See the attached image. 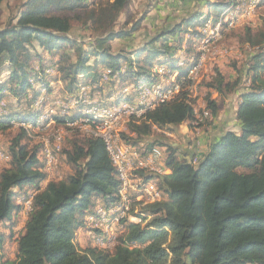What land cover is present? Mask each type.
I'll return each mask as SVG.
<instances>
[{
	"label": "trees",
	"instance_id": "obj_1",
	"mask_svg": "<svg viewBox=\"0 0 264 264\" xmlns=\"http://www.w3.org/2000/svg\"><path fill=\"white\" fill-rule=\"evenodd\" d=\"M5 1L0 0V13ZM129 1L24 0L17 15L4 26L0 17V100L11 97L30 108L10 111L1 107L0 131L9 129L13 121L37 127L42 117L32 108L41 96L39 88L47 97L56 90L63 101L77 98L85 78L92 79L85 84H99L102 76L98 67L111 71L103 85L134 76V99L143 87L162 83L154 65H160L161 58L174 65L177 51L192 43L182 36L186 21L161 28L135 49L113 53L111 42H128L140 31L146 16L143 13L128 28L115 30ZM227 6L226 0H201L196 13L187 17V25L196 21L200 27L213 25ZM203 7L205 13L200 11ZM209 12L217 13L209 16ZM75 26L92 37L88 41L74 37ZM191 35L204 38L197 31ZM241 43L250 52L241 67L234 69V75L225 76L217 70L204 85L208 90L205 110L211 119L208 127L218 112L211 93L220 97L234 94L238 131L209 137L200 156L193 150V142L186 148L166 143L167 137L158 131L171 132L194 119L195 99L184 89L189 82L174 100L164 101L125 124L120 133L124 144L137 152H143V147L146 151L163 147V165L169 173L148 174L141 181L140 189L153 184L161 200L151 204L133 201L129 205L126 215L118 221L122 220V224H118L110 252L97 247L81 250L74 241V233L86 224V215L96 217V209L92 208L98 205L97 200L106 210L119 201L120 184L103 140L71 131L61 150L70 174L41 189L47 177L39 157L42 143L30 146L28 130L18 128L9 141L8 165L0 171V225L21 211L22 205L15 201L19 197L25 201L27 196L19 194L20 190L31 188L34 194L23 230L15 239L13 260L5 259V236L0 232V264H264V20L255 31L246 29ZM67 46L71 52L61 51ZM46 59L56 72L54 78L52 73H46ZM191 60L187 68L177 69L176 81L191 74L198 52ZM49 80L61 87H51ZM31 83L39 88L33 89ZM171 86L170 81L166 83L164 92ZM124 102L132 103L130 99ZM83 106L80 101L70 110L74 114L71 120L83 116L79 112ZM94 106L100 104L95 102ZM74 108L77 109L72 111ZM66 119L55 115L45 122L62 126ZM155 135L161 139H151ZM194 158L196 164L192 163ZM129 217L139 218V223L129 222Z\"/></svg>",
	"mask_w": 264,
	"mask_h": 264
},
{
	"label": "rangeland",
	"instance_id": "obj_2",
	"mask_svg": "<svg viewBox=\"0 0 264 264\" xmlns=\"http://www.w3.org/2000/svg\"><path fill=\"white\" fill-rule=\"evenodd\" d=\"M24 0H7L2 4L1 7V24L4 26L10 18H12L14 15H17L18 8L20 5L23 3ZM201 0H130L123 13L119 16L117 20V24L115 25V30H119L122 27L128 28L129 26L132 25V23L136 20H138L143 13L147 14L149 13L152 9L154 10L156 6L160 7V17H165L166 13L167 15L171 13L170 15L165 17V24L160 28L163 27H171L172 25L176 23H181L182 20H185L184 24H182L185 34L182 36L184 39L191 40L192 43L186 45H183V49L180 51H177V54L173 58L174 65L172 64H166L164 58H161V64L154 65L155 69H159L157 73H161V77L159 80L163 83L162 85L165 86L166 83L169 82V78L172 75H177L176 71L177 69H185L188 67V65L191 63V57L193 58L196 53L198 52L199 45L202 41L201 38H195L194 35H191L195 31L202 33L203 28L200 27L199 23L197 21L193 24L187 25L188 23V18L191 14L198 10L197 4ZM205 2V0H203ZM259 8V9H258ZM256 8L253 12L250 13H245V10L239 11L240 14L232 19L230 17L231 13H227L226 16L224 15L222 17V21L227 20V22L230 21L232 27H227L222 30V32L217 36L216 38H213L211 43L209 44V48H207V51L204 53V64L201 73L199 74L197 78V83H196V89H195V104H194V109L196 113H201L202 111L205 110V107L203 106L204 98L205 95L207 94L208 90L204 87L205 83H208L215 75V71L219 70L223 75L225 76H230L234 75V69H239L244 63L245 60V55L249 53V47L245 46L244 44L241 43V37L244 35L246 29H250L255 31L258 29L264 20V8L263 7H258ZM164 10L167 12L164 13ZM176 10L178 12V15L176 13ZM200 11L203 13L206 12V9L203 7ZM156 13V12H154ZM217 12H209L208 15L212 16L215 15ZM156 15V14H155ZM222 15V13L219 15V17ZM227 17V18H226ZM147 19L143 21L141 25L140 31L134 36H132L129 39V48L130 50L134 49V39L135 40H140L142 36L147 34L148 29H151L150 22L151 21H156L157 23H160L161 20L157 21V17L155 18L153 14L148 17V14L146 16ZM169 20V21H167ZM208 21L214 22L212 19H207ZM232 21V22H231ZM238 21V22H237ZM236 23V24H235ZM235 24V25H234ZM128 26V27H127ZM76 27V26H75ZM73 28V36L79 37L80 39L84 41H88L90 37H92L91 33L88 31H83V30H78V28ZM165 29V28H163ZM202 29V30H200ZM221 31V30H220ZM127 40H117L113 42L111 49L112 52L115 53L119 51L120 48H122L124 45L122 43L126 42ZM213 42V43H212ZM211 46V47H210ZM249 48V49H248ZM61 51L64 53H69L70 48L67 46L66 48H63ZM199 53V52H198ZM52 63V62H51ZM45 67H48L46 69V73H52L51 77L54 78V74L56 73L54 71V68L50 66V62H48V59L45 60L44 62ZM36 63H34V67H36ZM158 66V67H157ZM163 67V68H162ZM175 67V68H172ZM37 68V67H36ZM153 68V69H154ZM154 69V71H155ZM168 72H171V75L168 74ZM98 73H101V76L106 73V70L104 71L102 67H98ZM164 73L166 74L165 76L168 75L167 78L164 77ZM125 74V73H124ZM125 76V75H124ZM163 76V77H162ZM6 78V77H5ZM3 78V79H5ZM109 79L104 80L102 77L99 81L98 85H91L85 84L88 82H92V79L85 78L84 79V85H81L80 91L84 90L87 92V97L89 100L94 101L96 103L100 104L99 108H104L106 109L107 107H111L113 104H119L116 109H121L127 104L130 103H125L124 101L127 99L132 102L131 105H134V76H126L124 79L119 82L116 81L111 85H103L106 83ZM50 86L55 87V89H59V86L56 85L55 82H52L49 80ZM60 84V83H57ZM33 89L39 88L37 84L31 83ZM103 85V87H102ZM99 87V90H96ZM102 87V88H100ZM89 89V90H88ZM41 96L34 102L33 108L34 110H38L41 114L42 119H38L37 127H32L31 125H26L25 128L29 132V144L30 146L35 144V143H42V146L44 142L49 143V147L52 149H55V146H59V152L57 153V162L56 164L51 167L50 172L46 173V184L50 181H61L63 178H65L68 174H70V168L65 164L63 156L61 154V150L65 144V140L69 137V133L71 131L77 130L80 133L86 134L84 131V127H80L79 125H71L69 124H64L62 126H56L53 125V123L50 122H45V120L49 116H57L61 115L60 108L62 105L65 104V101L63 96L58 93V91L54 90L48 97L46 96L45 90H42L39 88ZM79 91V90H78ZM90 91V92H89ZM31 92V91H29ZM212 99L218 98V103L220 104V109H228L229 111H232L233 108V101L235 100L236 96L234 94H225L223 97L218 96V94L211 93ZM67 99V98H65ZM118 99V100H117ZM213 99V100H214ZM40 102V104H39ZM8 107L10 111H18L19 109H30L27 107V104L25 105L23 102H17L15 99H12L11 97H5L0 100V109L1 107ZM81 111L84 113L86 112L87 107L83 106L80 107ZM31 109V110H32ZM77 108H74L72 111L76 110ZM8 110V111H9ZM109 110V109H108ZM111 111H114V109H111ZM7 112V111H6ZM207 113L208 117V112L205 110ZM8 113V112H7ZM67 117H73L71 112L66 113ZM69 114V115H68ZM209 117L207 120H204L201 124L195 125L193 124L194 122L190 121L189 123H186L187 127H190L192 130V135L190 136L191 138H187L190 140L189 142L195 141V138L198 137L201 133L205 132V129L208 127V121ZM121 122L123 123V126L125 127V123L127 120L122 119ZM202 126L200 128V126ZM195 127V128H194ZM18 128H20V124H18L16 121L11 122V126L9 129L5 131H0V151L3 152L4 154L7 155L5 156L4 160L5 161H0V171L4 168L7 167L9 158H8V146H9V141L10 139L16 134ZM120 128V127H119ZM207 131V130H206ZM164 136H166V133H163ZM53 135H59L62 136L63 139H60V143H55L53 141ZM87 135V134H86ZM159 135V134H157ZM153 136V138H159V136ZM167 140L165 141L166 143H178L177 147L178 148H183V145L180 144L182 141L175 138H170L169 136H166ZM185 139V140H187ZM53 141V143H52ZM180 142V143H179ZM185 142V141H184ZM55 143V144H54ZM176 147V146H175ZM43 148V147H42ZM42 148L39 151V157L40 160L43 161V156H42ZM44 184V183H43ZM28 196L33 195V190L31 188H23L22 190L19 191V194H23ZM131 193V192H130ZM26 198V199H27ZM124 200V198L122 199ZM121 200V201H122ZM19 197L17 201H15L16 205H22V209L18 213H14V215L11 216L9 221L4 222L2 225H0V232L3 233L5 236L4 239V255L5 259H12L15 255V239L20 235V233L23 230L24 224L27 219V215L29 213V210L25 207L24 201ZM123 203H121L122 207ZM117 208V207H116ZM119 213V212H118ZM121 213H119V216H115L111 222H108L106 220L104 223H96L91 221L90 222V229L92 230H86V233H83L81 236L82 242L84 240L89 241L88 245H84V248L87 247H98L100 250H103L105 252H110L113 246V238L116 237L119 231L118 226V221L121 219ZM86 221H88V217L86 215L85 217ZM129 222L136 224L137 219H130ZM113 224V227H104L103 231L100 232L99 226H110ZM110 228V229H109ZM82 229V228H80ZM95 237H98L100 239L96 240Z\"/></svg>",
	"mask_w": 264,
	"mask_h": 264
},
{
	"label": "bare ground",
	"instance_id": "obj_3",
	"mask_svg": "<svg viewBox=\"0 0 264 264\" xmlns=\"http://www.w3.org/2000/svg\"><path fill=\"white\" fill-rule=\"evenodd\" d=\"M226 2L228 3V6L222 12V15L217 18L216 22L213 25L206 24L202 27L203 28L202 33L204 34V38L202 39V41L199 45L198 60L195 64V66L193 67L191 74L188 76L187 82H189V85L184 88L192 95V99H195V97H196L195 96V89H196V83L198 82L197 78H198L199 74L201 73L203 67H199L198 73L193 74V72H194V70L198 69L199 61H200V58L202 57V54L205 53V48L207 46H209V44L211 43L213 38H216L217 36H219V34L222 32V30H224V28L232 27L230 21L229 22H227V20L222 21V17L224 15L226 16L227 13H231L230 17L232 19H234L238 15V13L240 14L239 11L245 10V13H246V6L244 5V0H226ZM258 7L264 8V0H248V2H247V13L253 12ZM200 30H202V29H200ZM158 70L159 69H155L154 72L158 76L161 77V75H160L161 73L160 74L157 73ZM168 74H169V72H168ZM165 75L166 74L164 73V76ZM169 81L171 82L172 86H171L170 90H168L167 92H164V86L162 85L163 83H154V84L148 85L146 87H143L136 94V98L134 100V105L127 104L124 107H122L121 109H116V110L114 109V111L104 110V109H101L97 106H94L95 102L89 100V98L87 97V92L84 90H82V91L79 90V92L77 93V95H78L77 98H68L65 101V104L62 105L60 108L62 117H67L66 113L70 112V110L74 106L77 105L78 102L75 101V99H79V98H81V103L87 107L85 113L83 112L84 110L83 111L79 110L80 114L83 115L81 118L71 120V118L74 117V114L71 113L73 115V117H71V118L67 117L65 123L69 124V126L75 124V125H79L80 127H84V131L86 132L87 135H92V136L98 137V138L103 140V142L105 144L106 151L108 153V156L110 157L112 164L116 170L117 179H118L119 184H120L119 201H121L124 198V193H130V192L134 193V194H139V195H146V193H147L146 201H135V202H142L144 204H151V203H154V202L161 200V193L152 184L140 189L139 187L141 185V182H135L134 184H124L123 183V177H121L122 176V167H121V165H118L116 161H113V154L110 152L109 144L107 143L105 136H108V139L117 138L118 135H120V133L122 131H124V129H125V127L123 126V123L121 122L122 119H125L128 121L132 117L139 118L140 116L144 115L147 111L155 109L160 103H162L164 101L174 100L175 96L181 90L182 87L181 86H174L175 84H177L179 82V80L176 81V78L174 75L170 76ZM172 89H173V92H172ZM147 90H150L149 95L147 97H142V94H144ZM138 99H139V102H136ZM39 104H40V102H39ZM130 104H132V103H130ZM193 109H194V107H193ZM125 112L131 113L132 116H125L123 118H120L122 116V114ZM0 114H3L1 109H0ZM207 119H208V117H207V113L205 112V110L202 111L201 113H196V111L194 109V119L192 121V122H194L193 124L197 125V123H198L197 120H202V122H203L204 120H207ZM76 122H83L86 124L82 125L81 123H76ZM108 122H110V123H108ZM100 125H104V126H100ZM20 127L25 128L24 125H20ZM53 141H55V143L56 142L60 143V139H54L53 138ZM53 141H52V143H53ZM48 144H49L48 142H44L43 145H48ZM54 148H55L54 151L51 152V160L57 161V153L59 152L60 149H59L58 145L55 146ZM124 148H125L126 152H137L125 144H124ZM0 155H4V153L0 151ZM42 156H43V164H44L45 173H48V172H50L49 156H47L45 154V149H43V148H42ZM168 173H169V171L165 170V174H168ZM30 199H32L31 195H29L28 198L24 201L25 207H26V201H29ZM30 205H31V201H30L29 207H28L29 212L31 210ZM118 206H119V204L116 205V207H118ZM128 209H129V206H127L126 212L128 211ZM118 212L121 214H122V212H124V204L122 205V207L121 206L119 207V210H116V211H115V206L110 208L109 210H106L103 208L102 209H96L94 212L96 217L94 219L91 217H88L87 220H91V221L99 223V224L104 223L106 220H108V222H109L110 217L119 216ZM123 216L124 215H121V217H123ZM130 219H135V218L129 217L128 221ZM117 228H119V227H117ZM95 239L98 240L100 238L95 237ZM114 242L115 241L112 242L113 246H114ZM113 246H112V248H113Z\"/></svg>",
	"mask_w": 264,
	"mask_h": 264
},
{
	"label": "built area",
	"instance_id": "obj_4",
	"mask_svg": "<svg viewBox=\"0 0 264 264\" xmlns=\"http://www.w3.org/2000/svg\"><path fill=\"white\" fill-rule=\"evenodd\" d=\"M247 2L248 0H244V5L246 6V14H247ZM208 46L205 48V52L207 51ZM204 62V54H202V57L199 61L198 69L194 70L193 74H196L199 72V67H203ZM110 70H106V73L102 75V78L104 80L109 79L108 75L110 74ZM188 77H185L181 81H179L174 86H183L186 85ZM173 92V89H172ZM150 93V90H147L144 94H142V97H147ZM196 100V99H195ZM75 101L80 102L81 98L75 99ZM139 102V99L136 101ZM131 105V104H129ZM149 107V106H148ZM144 112V111H143ZM125 116H132L131 113H123L120 118H123ZM208 117L210 118V113L208 112ZM198 124L202 123V120H197ZM81 123L82 125L86 124L83 122H76ZM110 123V122H108ZM107 123V124H108ZM54 125V124H53ZM105 125V124H104ZM100 125V126H104ZM166 133V136H171L170 132L164 131H158V133ZM54 139H63L62 136L59 135H53ZM105 139L107 143L109 144L110 152L113 154V161H116L118 165H121L122 167V176L123 177V183L124 184H134L135 182H141L142 180H145L146 177H148V174H159V175H165V167L163 165V160L165 156V149L163 147L154 146L151 148L150 151L144 150L143 152H126L124 148V140L122 139L121 135H118L115 139H108V136H105ZM193 150L196 152L198 156L202 155L206 150V145H203L198 138H195V141H193ZM43 149H45V154L49 156V168L53 167L57 161L51 160V152L54 151L51 147L48 145H43ZM0 161L4 160V155H0ZM193 164L197 163V158H194L192 160ZM147 195V193H146ZM146 195H139L134 193H124V200L122 201H116L115 203V211H116V203H123L124 204V212H122V215H126V209L127 206H129L133 201H146ZM29 201H26V208L28 209ZM104 206L101 204H98L94 206L92 209H102ZM137 219V223L139 222V218L134 217ZM90 222L91 220H88L86 224L83 225L82 228L89 230L90 229ZM122 224V220L118 223ZM104 227H113V224L110 226H99V231L102 232ZM113 241H115V237L113 238Z\"/></svg>",
	"mask_w": 264,
	"mask_h": 264
},
{
	"label": "crops",
	"instance_id": "obj_5",
	"mask_svg": "<svg viewBox=\"0 0 264 264\" xmlns=\"http://www.w3.org/2000/svg\"><path fill=\"white\" fill-rule=\"evenodd\" d=\"M154 12H156V13H154ZM166 12L167 11L164 10V13H166ZM176 13L178 15L177 10H176ZM147 14H148V17L151 16V14H153V16L155 18L156 17H157V19L159 18L157 21H159V20H161V21H160V23H157L156 21H151L150 22L151 29H148V31H147L148 33L145 34L144 36H142V38L140 40H135L134 39V49L137 48V47H139V46H141V45H143L150 38H152L153 36H155L158 33V31H160V29H161V28L160 29H158V28L160 26L162 27L165 24V20H164L165 17L168 16V15H170L171 13H169L168 15L166 13V16L165 17H160L161 16L160 15V7L159 6H156L154 10L152 9ZM147 14H146V16H147ZM146 16H145V19H147ZM145 19H144V21H145ZM167 21H169V20H167ZM115 41H117V40H115ZM113 42H111V46H112ZM122 44L124 46L122 48H120V49L130 50V48H129L130 47L129 46L130 45L129 42L126 41V42H124ZM58 86L61 87L60 85H58ZM211 99H212V95H211ZM213 99H214V97H213ZM214 100L217 101V104H218L217 116H216V118H214L212 120L211 125L205 129V132L201 133L197 137L198 140L203 145H206V143L208 142L207 139L209 137L219 136V135H221L225 131H235V132L238 131V125H237V122L235 121L236 98L233 101L232 111H229V108L228 109H223V110L220 109V104L218 103V98H216ZM203 106L204 107L206 106L205 101L203 102ZM210 121H211V119H210ZM186 123H189V122H185V123H183V124H181V125L173 128V130H172L173 132L172 131L170 132V134H171L170 138L171 137L172 138L177 137L178 140L180 139L182 142L181 143L179 142V143L183 145V148H186L188 146L190 140H188L187 138H191L190 136L193 133L192 130H191V128L190 127H187ZM185 139H187V140H185ZM174 145L177 147L178 143H174ZM43 183L41 184V189L46 186V181H44ZM96 204H100V200H97L96 201ZM120 206H121V203H119V206L117 207L116 210H119V207ZM83 233H86V230L85 229H78L74 233V241H75V243L78 245V247L81 250L86 249L83 246L89 244V241H86V240H84V242H82L83 240H82L81 236L83 235ZM15 250H16V244H15ZM13 259H14V257L12 259H10V260H13Z\"/></svg>",
	"mask_w": 264,
	"mask_h": 264
}]
</instances>
